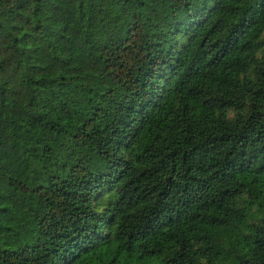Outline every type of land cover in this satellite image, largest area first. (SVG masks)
Wrapping results in <instances>:
<instances>
[{
	"label": "trees",
	"instance_id": "obj_1",
	"mask_svg": "<svg viewBox=\"0 0 264 264\" xmlns=\"http://www.w3.org/2000/svg\"><path fill=\"white\" fill-rule=\"evenodd\" d=\"M0 264H264V0H0Z\"/></svg>",
	"mask_w": 264,
	"mask_h": 264
}]
</instances>
